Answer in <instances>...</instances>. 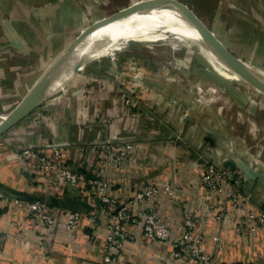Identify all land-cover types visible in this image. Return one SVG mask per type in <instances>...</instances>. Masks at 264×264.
<instances>
[{
    "label": "rangeland",
    "instance_id": "rangeland-1",
    "mask_svg": "<svg viewBox=\"0 0 264 264\" xmlns=\"http://www.w3.org/2000/svg\"><path fill=\"white\" fill-rule=\"evenodd\" d=\"M35 1L42 7L31 10L34 14L26 10L25 20L23 17L19 19L13 7L17 3L13 2L10 5L12 8L0 15V20L4 18L8 23L0 24V52L7 56L5 60L0 57V119L6 117L25 94L45 79L62 51L86 28L121 8L145 0ZM178 1L216 32L217 37L248 67L264 74L260 47L254 42L261 39L263 33V17L259 13L264 10V0ZM162 4L175 7L171 0H164ZM15 24L25 30V44L24 41L18 45L6 40V33L2 36L4 29L12 30ZM35 31L40 32L41 39ZM12 49H19L22 55L14 57ZM211 64L197 41L184 42L169 33H165L164 39L154 41L129 40L113 55L91 60L83 68L80 66L64 87L43 97L0 136V175L12 183L16 182L18 175L31 178L33 172L41 173L47 181L42 189L54 192L56 197L61 192V204L80 194L97 195L95 186L65 183L61 175L62 165H65L75 173L83 172L93 180L104 181L108 195L112 196L111 182L98 175L99 162L105 163L106 167L119 168L131 161L136 146L173 147L200 170L191 182L174 178L158 182L156 174L153 175L149 183L137 191L148 187L155 190L152 198L156 213H140L137 225L143 228L147 223L143 215L150 214L152 218L148 225L152 234L144 232L145 236L171 246L175 241H183L186 252L182 256L187 261L193 250L188 245L195 244L196 251L199 249L207 254L211 264H215V256L203 250L204 235L197 230V213H181L183 219L177 230V220L157 210L160 191L175 198L178 192L194 183L204 187L212 199L220 195L223 184L227 182L232 185L226 196L230 206L242 213L258 215L252 208L253 191L244 192L243 189L245 179H249V171L258 170V165L264 163V94L237 77L227 80ZM198 129L205 132L202 140L198 138L201 137ZM227 140L231 142L229 145L236 144L245 149V155L237 154L238 159L222 155L221 149H231L230 153H234ZM190 141L198 144H191ZM31 150L57 153L55 155L60 158L57 161L54 159L56 162L52 168H41L29 157ZM87 151L93 152L92 174L86 170ZM209 151L221 154L224 159L221 166L208 156ZM5 162H8L6 167ZM5 195L12 201L11 207L17 209L15 200L25 204L21 211L25 212L29 222L35 221L33 224L46 228L76 229L84 214L80 213L79 221L70 229L61 223L63 213H58L61 222L43 223L27 206L38 199H30L27 195L16 198L9 192ZM210 208L219 212L218 215L226 211V205L216 203H211ZM69 209L62 208L63 211ZM51 214L56 216V213ZM103 214L105 227L110 220H106L107 215ZM88 215L90 224H97L98 213ZM244 223L253 230L263 229L253 222ZM44 235L42 233V239ZM187 237L190 242H187ZM196 238H201V241L195 242ZM135 240L137 237L130 242Z\"/></svg>",
    "mask_w": 264,
    "mask_h": 264
},
{
    "label": "crops",
    "instance_id": "crops-1",
    "mask_svg": "<svg viewBox=\"0 0 264 264\" xmlns=\"http://www.w3.org/2000/svg\"><path fill=\"white\" fill-rule=\"evenodd\" d=\"M12 2L17 3L13 7L16 8L19 19L23 17L24 20L26 19V10L31 13V10H38L42 7L36 5L35 0L28 1L31 3H27L26 0H0V15L3 11L12 8L10 6ZM26 3L29 5L27 6ZM261 13L259 14L263 17V33L261 39L254 40V42L260 47L259 54L263 58L264 65V10ZM0 24L8 25L4 18L0 20ZM12 30L4 29L2 36L6 33V40H12L18 45H20V41H24L25 44L27 37L25 30L16 24L13 25ZM35 33L41 39L40 32L35 31ZM214 33L217 36L216 32ZM224 45L237 56L226 43ZM13 50L11 55L14 57L22 55L19 49ZM1 53L3 52H0V57L4 59L6 55L5 53L1 55ZM19 56L18 58L21 59ZM9 72L11 73L10 69ZM198 134L201 135L198 137L200 140L205 136V132L201 129H198ZM190 142L195 144L194 141ZM226 142L228 145L231 143L229 140ZM229 146L234 153H230L231 149H221L222 155H229V158L235 156L237 159L238 155H245V149L240 146L236 144ZM86 154V170L91 173L93 152L87 151ZM208 156H212L214 162L221 166L223 162L221 154L209 151ZM188 160H186V155L176 152L173 147L162 149L136 146L131 161L119 168L106 167L105 163L99 162L97 172L100 170L98 175L111 182L110 194L113 197L129 199L141 186L149 183L150 178L155 174L158 182L170 181L172 178L179 181H193L200 167ZM4 166H8V162H5ZM256 171L264 174V163L259 164ZM92 172L94 173V171ZM18 176L16 182L8 183L0 175V187L15 196L21 194L27 195L30 199L59 201L61 192L57 194L59 197H56L54 192L42 189V185L47 184V181L41 173L33 172L31 178H26L24 175ZM48 179L50 178L48 177ZM245 180L243 190L244 192L253 191L254 205L251 207L257 212L255 214L264 212V183L251 177ZM231 190L232 185L226 182L223 184L220 195L212 199L204 187L194 183H191L188 189L178 192L175 198L160 191L157 198V210L158 213H167L168 216L174 217L177 220V230L183 219L181 213H197V230L204 235L203 250L212 257L215 256V264H264V229L253 230L244 223V213L231 207L227 202L226 196ZM211 203H216L219 206L226 205V211L218 215L219 212L210 208ZM74 204H81L87 211L83 212L78 228L70 231L64 230V228L52 229L33 224L35 221L29 222L25 212L11 206L0 209V264H101V247L106 230L102 222L104 210L100 205L99 198L97 195L84 193L74 199L62 202L63 208L72 207ZM89 213H98L97 224H90ZM127 229L137 237V240L127 242L123 247L122 256L113 264H174L171 256L173 249L170 244L159 243L155 239L145 236L140 225H131ZM42 233L45 234L43 239Z\"/></svg>",
    "mask_w": 264,
    "mask_h": 264
},
{
    "label": "built area",
    "instance_id": "built-area-1",
    "mask_svg": "<svg viewBox=\"0 0 264 264\" xmlns=\"http://www.w3.org/2000/svg\"><path fill=\"white\" fill-rule=\"evenodd\" d=\"M55 154H53V152L47 154L43 150H31L29 157L41 168L50 169L53 167L57 159L60 158V156ZM61 175L65 183L74 186L84 185L92 186L93 188L94 186L96 187L95 191L97 192L100 205L103 207L104 213L107 215L106 220H110L107 221V224H105L104 227L106 234L102 244L101 264H113L117 262L120 258L124 245L135 237V235H133L127 228L131 225H137L140 223L138 219L141 216L140 213H156L154 199L152 198L155 190H151V187L142 188L129 199H118V197L108 195V188L106 187L107 184L104 183V181L97 179L93 180V178L87 176L88 174L83 172L75 173L71 168L62 165ZM15 203L16 204L14 205L17 206V209L21 210L22 207H25V204L20 203L18 200H15ZM11 204H13L12 201H10L9 198L0 191V209L9 207ZM27 206L30 211L35 212L33 215L38 216L39 219L41 218L43 223L47 222L57 224L59 221L61 222L59 217L61 215L58 213H63V221L61 223L69 229L70 227H73L75 222L77 223L79 221L81 216V212L79 211L71 209L63 211L62 209L56 207H50L40 201ZM51 213H56L57 217ZM143 217L147 223L142 228V231L152 234L151 228L148 225L151 221L152 215L146 214L143 215ZM243 218L244 222H253L255 226L259 225L257 226L258 228L262 227L264 229V212L259 213L257 216L254 215V213H244ZM89 219L92 222L93 218L90 217ZM124 225H126L125 228ZM200 239L201 238H196L195 242H200ZM187 242H190L188 237ZM185 247L186 245L183 241H175L172 244V258L175 264H211L210 257L207 254L201 253L199 249L196 251L197 246L195 244L188 245V247H191L193 250L191 252L190 260L187 261L182 256V253L185 254L186 252Z\"/></svg>",
    "mask_w": 264,
    "mask_h": 264
},
{
    "label": "bare ground",
    "instance_id": "bare-ground-1",
    "mask_svg": "<svg viewBox=\"0 0 264 264\" xmlns=\"http://www.w3.org/2000/svg\"><path fill=\"white\" fill-rule=\"evenodd\" d=\"M165 33L172 34L184 42L197 41L201 46L202 53L218 72L223 73L227 77V80L237 77L240 81L247 83L246 85L249 84L220 61L222 59L204 43L205 41L201 39L194 27L191 26L185 15L179 13L175 7L160 4L154 8L135 13L123 20L109 24L94 34L87 36L68 53L57 79L47 94L64 87L70 81L74 75L75 65L83 68L91 60L113 55L114 51L122 48L129 40L154 41L164 39ZM247 69L257 79L264 82V74L261 71L248 66ZM249 85L250 87L252 86L251 84ZM3 118L5 117L1 119Z\"/></svg>",
    "mask_w": 264,
    "mask_h": 264
},
{
    "label": "water",
    "instance_id": "water-1",
    "mask_svg": "<svg viewBox=\"0 0 264 264\" xmlns=\"http://www.w3.org/2000/svg\"><path fill=\"white\" fill-rule=\"evenodd\" d=\"M163 1L164 0H145L139 3H133L128 7L119 9L118 11L86 28L85 31H83V33L78 36L75 41H73L62 51L56 63L47 73L45 79L38 85H36L33 89H31L27 94H25V96L21 99L17 106L12 111H10L5 118L0 120V136L9 128L14 126L33 106L36 105L37 102H39L43 97L47 95V92L57 79L61 66L63 65L68 53L79 43H81L87 36L94 34L98 30L109 24L123 20L130 15L154 8L157 5L162 4ZM171 2L174 3L175 8L179 13L187 17L191 26L194 27L201 39L205 41L204 43L207 44L223 60V63L225 62L224 64L226 66H228L233 72L241 76L249 84L257 88L264 94V82L257 79V77H255L248 71L247 64H245L229 48H227L224 43L218 39L215 33L192 10H190L189 7L178 0H171ZM79 67V65H75L74 71L79 69ZM230 165L231 167H233V164L230 163ZM248 176L251 178H256L264 183V174L259 171L250 170ZM0 191L6 194V191L1 187ZM22 196L25 195H16V198H21ZM39 201L45 203L50 207H56L60 209L63 208L60 201ZM67 208H71V210H76L81 213L87 211L81 204H74L72 207Z\"/></svg>",
    "mask_w": 264,
    "mask_h": 264
}]
</instances>
